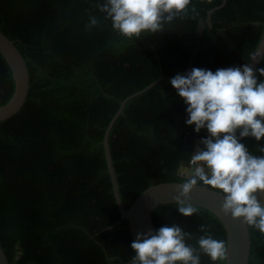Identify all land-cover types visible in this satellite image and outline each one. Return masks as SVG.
Wrapping results in <instances>:
<instances>
[{
	"label": "trees",
	"instance_id": "trees-1",
	"mask_svg": "<svg viewBox=\"0 0 264 264\" xmlns=\"http://www.w3.org/2000/svg\"><path fill=\"white\" fill-rule=\"evenodd\" d=\"M105 2L0 0V33L28 74L23 105L0 122V248L8 264H131V237L114 203L101 145L108 122L123 99L162 79L126 101L108 134L126 211L146 188L182 183L180 162H188L194 144L209 135L186 125L187 105L171 78L193 68L243 67L263 32L264 0H191L187 15L166 23L164 31L129 40L99 10ZM216 7L210 26L195 37L198 20ZM90 17L96 26H88ZM261 68L264 51L254 70L258 82L264 81ZM12 92L0 56V106ZM240 142L251 154L264 155V139ZM177 207L152 210L155 232L179 224L197 250L205 235L201 225L214 239L226 240L212 214L198 208L184 217ZM246 226L247 264H264V234ZM200 264L213 262L200 253Z\"/></svg>",
	"mask_w": 264,
	"mask_h": 264
},
{
	"label": "clouds",
	"instance_id": "clouds-1",
	"mask_svg": "<svg viewBox=\"0 0 264 264\" xmlns=\"http://www.w3.org/2000/svg\"><path fill=\"white\" fill-rule=\"evenodd\" d=\"M190 4L191 0H106L98 8L111 20L114 31L131 40L142 33L164 31L166 23L187 15ZM97 23L90 17L88 26ZM257 71L264 77V68ZM170 84L187 105L186 125L194 126L196 133L206 129L209 134L200 141L204 150L197 149L189 167L179 170L185 177L174 198L179 213L184 217L198 214V206L188 202L190 194L197 188H211L223 195L220 211L224 215L242 219L264 234V155L251 154L240 142L264 139V81L258 82L251 64L245 63L215 72L193 68L176 74ZM259 152L264 153V146H259ZM199 231L205 233L197 242L199 250L186 243L190 233L179 224L138 235L131 243L135 253L131 264H200V253L213 264H227L229 242L214 239L203 225Z\"/></svg>",
	"mask_w": 264,
	"mask_h": 264
},
{
	"label": "water",
	"instance_id": "water-1",
	"mask_svg": "<svg viewBox=\"0 0 264 264\" xmlns=\"http://www.w3.org/2000/svg\"><path fill=\"white\" fill-rule=\"evenodd\" d=\"M222 3H224V0H222ZM218 8L219 7H216L207 11L205 21L201 19L198 20L197 29L194 35L195 37H199L202 35L205 24L210 26V15ZM263 51L264 24L260 40L248 62V64H251L253 70H255L258 62L260 61ZM0 56L6 63L13 81V92L11 97L4 105L0 106V122H2L15 115L23 105L28 92V74L25 63L18 50L14 47L13 43L1 33ZM161 80V78H157L153 83L149 84L142 90L127 96L120 102L117 111L112 116L104 130L101 141L103 156L106 165V172L109 176L114 203L117 211L120 214V217L127 222V227L132 242L136 240L138 235H143L148 232H152L153 234H155L151 222V212L159 205L176 204L174 198L179 195L177 185L180 183H160L146 188L135 198L131 206L125 211L121 205L118 195L116 178L113 172L112 162L108 149V134L113 122L115 121L117 116L121 114L126 101L145 92ZM197 149L204 150V145L196 142L194 144L191 155L195 154ZM188 162H180L177 168V175L179 177L185 178L182 174H179V170L181 167H189ZM261 199H264V197H261ZM188 202L212 214L222 225L225 232L226 241H228L230 244L229 260L227 264H247L250 244L247 226L245 223H243L242 219L234 220L230 214L226 216L220 211L223 203V195L215 190H201L200 188H197L194 189L190 194V199ZM0 264H8L1 248Z\"/></svg>",
	"mask_w": 264,
	"mask_h": 264
}]
</instances>
